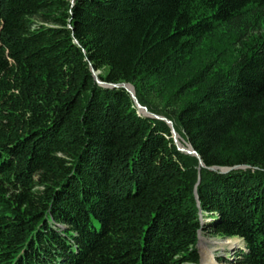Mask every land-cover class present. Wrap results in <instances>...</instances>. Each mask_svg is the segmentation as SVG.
<instances>
[{
    "label": "trees",
    "instance_id": "trees-1",
    "mask_svg": "<svg viewBox=\"0 0 264 264\" xmlns=\"http://www.w3.org/2000/svg\"><path fill=\"white\" fill-rule=\"evenodd\" d=\"M262 24L264 0H0V264H196L198 229L264 264ZM192 55L193 95L153 104Z\"/></svg>",
    "mask_w": 264,
    "mask_h": 264
},
{
    "label": "rangeland",
    "instance_id": "rangeland-1",
    "mask_svg": "<svg viewBox=\"0 0 264 264\" xmlns=\"http://www.w3.org/2000/svg\"><path fill=\"white\" fill-rule=\"evenodd\" d=\"M261 30H264V24H262ZM213 39L208 38L204 41V44L201 47L202 50L210 49L212 47H216V44H213ZM212 44L214 46H212ZM220 45V44H219ZM224 52L223 57L220 59L224 65L229 61V59L232 58L233 53V47H227L225 46L222 50ZM219 53V54H221ZM207 56V55H206ZM199 56L192 55V58L190 60H186V62L179 67L176 74H172L169 81H166L167 78L164 81H159L154 85L155 88H153L150 91V94L148 95L149 100H152L153 104H156L157 106H165L171 109H176L180 103L186 100V98H190L193 93L192 90H185V91H176L175 88H177L178 83H180L181 78H183L184 69L185 68H191L194 65H197L199 62L193 61L194 59L198 58ZM208 58L210 56H207ZM220 68H223V64L219 66ZM217 67V68H219ZM194 69V68H193ZM206 72V71H205ZM210 73V72H209ZM208 73V74H209ZM203 75H206V73ZM200 236L204 237L201 240L198 241V244L196 246V250L202 253L201 259L203 260L202 264H233L235 253H237V250H240L242 247V243L239 242L237 239L234 238H226L225 240H222L219 236H208L207 233L201 232ZM233 239L235 241V244L229 245L227 244H220V242H225L227 240ZM201 241V243H200ZM198 253V252H197ZM199 255V254H198Z\"/></svg>",
    "mask_w": 264,
    "mask_h": 264
},
{
    "label": "water",
    "instance_id": "water-1",
    "mask_svg": "<svg viewBox=\"0 0 264 264\" xmlns=\"http://www.w3.org/2000/svg\"><path fill=\"white\" fill-rule=\"evenodd\" d=\"M70 1H73V0H70ZM89 72L92 75V77H91L92 80L95 81V83L98 84L99 86H102L103 88H110V87L123 88L128 93L131 101H133V106L135 107L136 112H139L142 115H146L149 118L153 117V118H156V119H160L164 124L166 123V125L169 128V135H170L171 141L173 142V145L175 146L176 150L178 152H180V153L183 152V153L190 154V155L194 156V158L197 159V164L199 166H202V164H201V162H200V160L198 158V154L194 153L193 150L190 148V146L188 144H186V148L177 147V145H176L177 143H176L175 138H174V134H175V132L173 130L174 128L171 126L170 121L168 119L161 117V115L149 113V112L146 111L144 106L138 104V101H136L134 96H133V91H132L133 87H131V85L129 83H126V82H122V83H118V84L117 83H109V82L108 83H104V81H100V80L97 79L96 71H92L89 68ZM237 167H243V166L242 165H240V166L237 165V166H234V167L230 166V167H223V168L218 167V166H209L207 169L208 170L209 169L210 170H214V171H217L219 173H223V172H225L228 169H232V168L233 169H237ZM192 195L195 198L194 200H196L197 197H195L194 190L192 191ZM201 232H202L201 229H198V231L196 232L197 241H195V244H194L195 250H196V246L198 244V241L201 240V238H200ZM226 238H228V237H226ZM226 238H222V240H225ZM237 240L239 242H241V239L237 238ZM196 252H197V250H196ZM196 264H199L198 258H197V263Z\"/></svg>",
    "mask_w": 264,
    "mask_h": 264
},
{
    "label": "bare ground",
    "instance_id": "bare-ground-1",
    "mask_svg": "<svg viewBox=\"0 0 264 264\" xmlns=\"http://www.w3.org/2000/svg\"><path fill=\"white\" fill-rule=\"evenodd\" d=\"M139 113V112H138ZM141 114V113H140ZM142 115V114H141ZM146 116V115H145ZM170 121V120H169ZM170 124H171V122H170ZM175 132V131H174ZM174 138H175V141H176V145H177V147H181V148H186V142L185 141H183L181 138H179L178 136H177V134L175 133L174 134ZM200 238H201V241H202V239L204 238V237H202V236H200ZM230 238H234V239H237L236 237H228V239H230ZM201 241H200V243H201ZM229 244V245H233V244H235V241L233 240V239H231V240H227V241H225V242H220V244L222 245V244ZM199 250V249H198ZM199 254H200V251H199ZM202 254V253H201ZM202 264L203 263V260L202 259H200L199 258V264Z\"/></svg>",
    "mask_w": 264,
    "mask_h": 264
}]
</instances>
